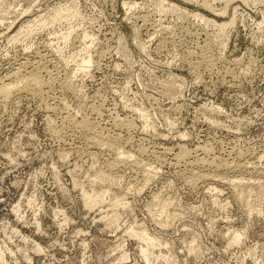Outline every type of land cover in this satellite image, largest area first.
<instances>
[{
  "label": "rangeland",
  "instance_id": "374dc122",
  "mask_svg": "<svg viewBox=\"0 0 264 264\" xmlns=\"http://www.w3.org/2000/svg\"><path fill=\"white\" fill-rule=\"evenodd\" d=\"M209 3L0 0V79L46 57L95 124L0 98V264H264V0Z\"/></svg>",
  "mask_w": 264,
  "mask_h": 264
},
{
  "label": "bare ground",
  "instance_id": "6f19581e",
  "mask_svg": "<svg viewBox=\"0 0 264 264\" xmlns=\"http://www.w3.org/2000/svg\"><path fill=\"white\" fill-rule=\"evenodd\" d=\"M196 1H198V0H196ZM209 1L210 0H203V5H205V6H207V7H210V3H209ZM216 1V0H215ZM226 1V0H225ZM231 1V0H230ZM233 1V0H232ZM235 1V0H234ZM190 2H191V0H190ZM193 2V1H192ZM135 5V4H134ZM163 5H164V2H156L155 3V6H157L158 8H161V7H163ZM228 5V4H227ZM2 6V5H1ZM212 6V5H211ZM176 9V8H175ZM207 9V8H206ZM209 9V8H208ZM213 10V9H212ZM226 11H224V13H225ZM5 16V15H4ZM3 17V16H2ZM138 17H140V16H138ZM7 18V17H6ZM144 18V17H143ZM135 19V18H134ZM147 19V18H146ZM264 19V18H263ZM263 22H264V20H263ZM148 23V22H147ZM146 23V24H147ZM144 26V25H143ZM224 26H225V24H221V25H219L218 27V29H220V31L222 30H224ZM145 27V26H144ZM142 29V28H141ZM221 31V32H222ZM3 34V33H2ZM1 35V34H0ZM2 36V35H1ZM206 42V41H205ZM207 46V45H206ZM209 47V46H208ZM206 48V47H205ZM87 50V49H86ZM200 50V49H199ZM204 50V49H203ZM202 50V51H203ZM209 50V49H208ZM209 52V51H208ZM37 53H39L40 54V52H38L37 51ZM36 53V54H37ZM39 54H38V56H39ZM207 54V53H206ZM104 55V54H103ZM210 55V54H209ZM42 56H44V55H42ZM42 56H40V57H42ZM48 57H49V55H48ZM101 57V56H100ZM103 57V56H102ZM209 57V56H208ZM212 57V56H211ZM44 58V57H43ZM42 58V59H43ZM46 58V57H45ZM44 58V59H45ZM24 59H25V57H24ZM42 59H39V61L37 60V64L33 67V69L32 70H30V71H27V68H26V66H27V64H29L30 65V62L29 63H26V62H24V63H21V67L19 68V69H17V70H15V71H13V72H11V73H8L7 75H5L4 76V78H2V79H0V98H2L4 101H9V100H11L14 96H15V94H20V93H22V92H25L26 94L28 93V94H31V97L32 96H34V98L36 97V98H40L41 100H42V102H43V105L42 106H44V105H46V107H47V111H49V110H51V111H53L54 113H59V114H61V124H64V125H62L63 127L65 126V124H67L69 127H70V129L72 128H74V129H79L80 131H84V132H92L94 129H95V124H93L91 121H89V120H87L88 118H86V119H81V120H78L77 119V117H75V116H73V115H71L70 113H68V112H62L61 110H63V109H65V108H63V109H59L57 106L55 107V106H51V105H49L46 101H48V99H53L52 98V96H50L51 94L50 93H54L55 91H57V87H63V88H65L66 90H68V91H71V93H74V92H76L77 90H76V87H74L73 86V83H71V81H70V79H69V77H66L65 79L64 78H62V79H64L62 82H60L61 80V77H60V79L59 78H51V73L49 74L50 75V77L49 78H45V76H44V74L46 73L47 75H48V71H49V68L47 67V65H45V63H44V61L42 60ZM101 59V58H100ZM45 60H47V59H45ZM84 60V59H83ZM92 59L91 58H89V60H85L84 61V63H86V64H90L92 61H91ZM102 60V59H101ZM193 60V59H192ZM207 60H208V58H207ZM207 60H205L206 62H207ZM211 60V59H210ZM209 60V61H210ZM204 61V60H203ZM27 62H28V60H27ZM35 63H36V61H34ZM197 62V61H196ZM251 62V61H250ZM254 61H252V63H253ZM49 64H50V62H48ZM209 63V62H208ZM210 63H214V62H212V60H211V62ZM49 64H48V66H49ZM34 65V64H33ZM210 65V64H209ZM249 65V64H248ZM247 65V66H248ZM19 66V65H18ZM55 66V65H54ZM199 66V65H198ZM251 66V65H250ZM29 67H31V66H29ZM206 67V66H205ZM209 67V66H208ZM54 68V67H53ZM62 68V67H61ZM79 68H81V67H79ZM85 68V67H84ZM195 68V67H194ZM197 68V67H196ZM215 68V67H214ZM23 69H25L27 72H24L23 73ZM202 69V68H201ZM211 69V68H210ZM250 69V68H249ZM54 70V69H53ZM52 70V71H53ZM213 70V69H212ZM248 70V69H247ZM81 71V70H80ZM74 72V71H73ZM73 72H71V73H73ZM219 72V71H218ZM217 72V73H218ZM243 72V71H242ZM209 73H210V71H209ZM234 73V72H233ZM52 74H54V73H52ZM211 74V73H210ZM237 74V73H236ZM240 74V73H239ZM48 75V76H49ZM244 75V74H243ZM247 75V74H246ZM56 76V75H55ZM238 76H240V75H238ZM245 77H247V76H245ZM58 79V80H57ZM60 80V81H59ZM74 80V79H73ZM60 90V89H59ZM79 90V89H78ZM62 92H63V90H62ZM23 94V93H22ZM48 94H50V95H48ZM45 95H48V97H46L45 98ZM97 95V94H96ZM16 96H18V95H16ZM55 96H56V94H55ZM102 97V96H101ZM66 98V97H65ZM46 99V100H45ZM68 99V98H67ZM103 99V98H102ZM1 100V99H0ZM2 100V101H3ZM55 100V99H54ZM77 100V99H76ZM95 100V99H94ZM101 100V99H100ZM3 101V102H4ZM12 101H13V99H12ZM50 101V100H49ZM67 101V100H66ZM81 101V100H80ZM103 101V100H102ZM8 103V102H7ZM66 103V102H65ZM95 103V102H94ZM99 103V102H98ZM105 103H107V102H105ZM40 104V103H39ZM56 104V103H55ZM63 104H64V102H63ZM103 104V103H102ZM4 106V105H3ZM37 106V105H36ZM65 106V105H64ZM38 107V106H37ZM67 107H69V106H67ZM101 107V105H99V108ZM104 108V107H103ZM40 109V108H39ZM42 109V108H41ZM49 109V110H48ZM100 109H102V107L100 108ZM100 109H97V108H94V110H93V113L94 112H96L97 114V117H98V115H99V113L101 112L100 111ZM68 110V109H67ZM90 110V109H89ZM104 110V109H103ZM107 110V109H106ZM212 110V109H211ZM37 111V110H36ZM46 111V110H45ZM64 111V110H63ZM78 111V110H77ZM110 111H111V109H110ZM177 111V110H176ZM179 111V110H178ZM209 111V110H208ZM115 112V111H114ZM78 113V112H77ZM49 114V113H48ZM79 114V113H78ZM87 114V113H86ZM92 114V113H91ZM101 114H104V113H100V116H101ZM81 115H83L82 113H81ZM111 115V114H110ZM86 116V115H85ZM106 116V115H105ZM103 117V116H102ZM50 118V117H49ZM59 118V117H58ZM101 118V117H100ZM54 119V118H53ZM89 119H90V117H89ZM104 119V118H103ZM117 119V118H116ZM50 120V119H49ZM118 120H119V118H118ZM127 120H128V118H127ZM127 120L124 122V120H122L121 122H120V124H123L124 126H127V127H129V126H131L132 125V123H130L129 124V121H128V123H127ZM133 120V119H132ZM134 120H135V118H134ZM57 121V120H56ZM116 121V120H115ZM131 121V120H130ZM48 122V121H47ZM52 122V121H51ZM103 122V121H102ZM49 123V122H48ZM47 123V124H48ZM135 123V122H134ZM52 124V126H55V125H53V123H51ZM51 124L49 125V127L51 126ZM112 125V124H111ZM116 125V124H115ZM135 125V124H134ZM169 125V127H171L170 126V124H168ZM56 126H57V124H56ZM68 126H66V127H68ZM117 126V125H116ZM136 126V125H135ZM138 126V125H137ZM65 127V128H66ZM119 127V126H118ZM117 127V128H118ZM139 127V126H138ZM115 128V127H114ZM130 128H132V127H129V129ZM135 128H137V127H135ZM172 128V127H171ZM54 129V128H53ZM127 129V128H126ZM54 130H56V129H54ZM134 130V129H133ZM49 131V130H48ZM60 131H61V129H60ZM66 131V130H65ZM96 131V130H95ZM98 131V130H97ZM54 132V131H53ZM56 132V131H55ZM63 132V131H62ZM67 132V131H66ZM76 132V131H75ZM52 133V132H51ZM97 133H99V132H97ZM117 133V132H116ZM115 133V134H116ZM54 134V133H53ZM61 134V133H60ZM71 134H73V133H71ZM96 134V133H95ZM102 134V133H101ZM100 134V135H101ZM105 133H103L102 134V136L104 135ZM107 134H109V133H107ZM106 134V135H107ZM81 135V134H80ZM89 135V134H88ZM105 135V136H106ZM130 135V134H129ZM101 136V137H102ZM132 136V135H131ZM91 137V136H90ZM97 137V136H96ZM95 137V138H96ZM127 137V136H126ZM106 137H104V139H105ZM120 138V137H119ZM88 139V138H87ZM92 139V138H91ZM102 139V138H101ZM104 139H102V140H104ZM98 140V139H97ZM99 140H100V138H99ZM108 140V139H107ZM60 141V140H59ZM125 141H128V140H125ZM64 142V141H63ZM94 142V141H93ZM95 142H96V140H95ZM101 142H103V141H101ZM117 142V141H116ZM115 142V143H116ZM107 143V142H106ZM142 143V142H141ZM122 144V143H121ZM99 145V144H98ZM104 145H106V144H104ZM96 146V145H95ZM109 146V145H108ZM111 146V145H110ZM113 146H115V144H113ZM122 146V145H121ZM138 146H139V144H138ZM176 146V145H175ZM201 146V145H200ZM97 148H99V146H96ZM105 147V146H104ZM107 147V146H106ZM144 147V146H143ZM142 147V148H143ZM185 147V146H184ZM182 148V146H181V149H180V151L178 152V153H176L175 154V157L173 156V158H174V160L176 161V163H180L181 161H182V159H186V155H188V153H189V151L190 150H188L187 151V149H185V148ZM199 147V146H198ZM208 147V146H207ZM132 148V147H131ZM149 148V147H148ZM159 148V147H158ZM161 148V147H160ZM165 148V147H164ZM175 148H177V147H175ZM102 149V148H101ZM139 149V148H138ZM163 149V148H162ZM173 149V148H172ZM171 148H170V151H168V148H166L165 149V151H164V154H166V153H170V155H172L171 154V151H173ZM196 149H199L200 150V148H197L196 147ZM205 150L206 149V147H204V148H202V150ZM207 150V149H206ZM205 150V151H206ZM126 151V150H125ZM141 151H144V149L143 150H141ZM147 151V150H146ZM213 151V150H212ZM121 152H123V151H121ZM175 152V151H174ZM214 152V151H213ZM232 152V151H231ZM127 153H130L129 151L127 152ZM133 153V152H132ZM173 153V152H172ZM190 153H191V151H190ZM208 153V152H207ZM206 153V154H207ZM211 153V152H210ZM115 154H117V153H115ZM120 154V153H119ZM125 154V153H124ZM147 154V153H146ZM121 155H123V154H121ZM126 155V154H125ZM129 155V154H128ZM143 155V154H142ZM141 155V156H142ZM148 155V154H147ZM150 155V154H149ZM168 155V154H167ZM198 155V154H197ZM213 155H214V153H213ZM243 156H244V154H242ZM242 155H240V156H242ZM264 155V154H263ZM189 156H190V154H189ZM207 156H208V154H207ZM115 157V156H114ZM123 157V156H122ZM232 157V156H231ZM238 157H239V155H238ZM116 158V157H115ZM120 158V157H119ZM118 158V159H119ZM127 158H129V157H127L126 156V158H125V160L124 159H122V158H120L119 160L120 161H126L127 160ZM171 158V157H170ZM216 158H217V156H216ZM224 158V157H223ZM114 159V158H113ZM112 159V160H113ZM161 159H162V157H161ZM214 159V158H213ZM219 159V158H218ZM117 160V159H116ZM164 160H165V158H164ZM198 160V159H197ZM201 160H202V158H201ZM205 160V159H204ZM211 160V159H210ZM119 161V162H120ZM133 161V160H132ZM135 161V160H134ZM161 161V160H160ZM168 161V160H167ZM166 161V162H167ZM214 161V160H213ZM212 161V162H213ZM227 161V160H226ZM116 162V161H115ZM174 162V161H173ZM197 162V161H196ZM199 162H201L200 160H199ZM206 162V161H205ZM211 162V161H210ZM228 162V161H227ZM138 163V161L136 162V164ZM161 163V162H160ZM171 163V162H170ZM175 163V164H176ZM189 163V162H188ZM216 163V162H215ZM226 163V162H225ZM125 164V163H124ZM123 163L121 164V165H124ZM135 164V163H134ZM141 164V163H140ZM157 164V163H156ZM174 164V165H175ZM195 164V163H194ZM209 164V163H208ZM210 164H212V163H210ZM249 164V163H248ZM247 164V165H248ZM257 164V163H256ZM261 164V163H260ZM165 165V164H164ZM193 165V164H192ZM199 165V164H198ZM218 165V164H217ZM221 165V164H220ZM223 165H225V164H223ZM230 165V164H229ZM228 165V166H229ZM233 165V164H232ZM236 165V164H235ZM246 165V164H245ZM253 165V164H252ZM135 166H137V165H135ZM138 166H139V164H138ZM142 166V165H141ZM150 166V165H149ZM178 166V165H177ZM183 166V165H182ZM213 166V165H212ZM211 166V167H212ZM227 166V165H226ZM227 166V167H228ZM238 166V165H237ZM250 166H251V164H250ZM157 167V166H156ZM252 167V166H251ZM258 167V166H257ZM134 168V167H133ZM138 168V167H137ZM142 168H143V166H142ZM144 168H146L145 166H144ZM181 168V167H180ZM223 168V167H222ZM229 168H231V167H229ZM239 168V167H238ZM254 168V167H253ZM140 169H141V167H140ZM139 169V170H140ZM155 169V168H154ZM175 169V168H174ZM186 169V168H185ZM257 169V168H256ZM134 170V169H133ZM147 170V169H146ZM145 170V171H146ZM219 170H220V168H219ZM153 171V170H152ZM151 171V172H152ZM241 171V170H240ZM256 171V170H255ZM258 171V170H257ZM157 172V171H156ZM155 172V173H156ZM235 172V171H234ZM140 173V172H139ZM143 173V172H142ZM158 173V172H157ZM103 174V173H102ZM152 174V173H151ZM149 175V173H148V176H146V177H148L147 179L149 180V179H151V177L154 175ZM106 175V174H105ZM201 175V174H200ZM99 176V175H98ZM207 176V175H206ZM212 176H214V175H212ZM111 177V176H110ZM202 178V177H201ZM200 178V179H201ZM204 178V177H203ZM215 178V177H214ZM100 179V178H99ZM101 179H103V181H104V179H106L104 176H102L101 177ZM108 179V178H107ZM110 179V178H109ZM209 179V178H208ZM212 179V178H211ZM98 180V179H97ZM197 180V179H196ZM203 180V179H202ZM200 181V180H199ZM105 182V181H104ZM109 182V181H108ZM113 182V181H112ZM150 182V181H149ZM197 182V181H196ZM201 182V181H200ZM240 182H241V180H240ZM249 182V181H248ZM256 182V181H255ZM106 183V182H105ZM110 183V182H109ZM108 183V184H109ZM259 183V182H258ZM227 184H228V182H227ZM232 184V183H231ZM247 184V183H246ZM112 185H113V183H112ZM242 185V184H241ZM115 186V185H114ZM239 186V185H238ZM246 186V185H245ZM250 186V185H249ZM254 186V185H253ZM234 187H235V185H234ZM248 187V186H247ZM210 188V187H209ZM234 189V188H233ZM238 189V188H237ZM236 190V189H235ZM237 191V190H236ZM239 198V197H238ZM142 238L143 239H145V240H150L149 239V235H147L146 233H143L142 235ZM235 238V241L236 242H238V241H240L239 239H240V237L239 236H236V237H234Z\"/></svg>",
  "mask_w": 264,
  "mask_h": 264
}]
</instances>
